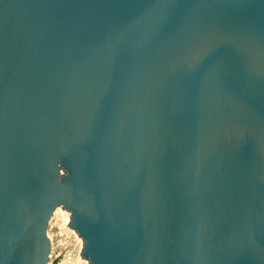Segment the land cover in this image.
Returning a JSON list of instances; mask_svg holds the SVG:
<instances>
[{
    "label": "water",
    "instance_id": "water-1",
    "mask_svg": "<svg viewBox=\"0 0 264 264\" xmlns=\"http://www.w3.org/2000/svg\"><path fill=\"white\" fill-rule=\"evenodd\" d=\"M264 264V0H0V264Z\"/></svg>",
    "mask_w": 264,
    "mask_h": 264
},
{
    "label": "rangeland",
    "instance_id": "rangeland-1",
    "mask_svg": "<svg viewBox=\"0 0 264 264\" xmlns=\"http://www.w3.org/2000/svg\"><path fill=\"white\" fill-rule=\"evenodd\" d=\"M57 208L63 210L61 207ZM63 227L62 221L58 215L53 218L52 214L47 227V234L50 235L51 242H53L55 247V252H60V257L57 262H59V264H77V262H79L78 258L81 259L80 250L82 243L80 246L78 240H76L77 234L69 228L68 224L66 229Z\"/></svg>",
    "mask_w": 264,
    "mask_h": 264
},
{
    "label": "bare ground",
    "instance_id": "bare-ground-1",
    "mask_svg": "<svg viewBox=\"0 0 264 264\" xmlns=\"http://www.w3.org/2000/svg\"><path fill=\"white\" fill-rule=\"evenodd\" d=\"M56 215H58V217H59L60 220L62 221V225L64 226L63 228L66 229L67 224H68V222H69V213H68L67 211H63V210H61L60 208H56V209L54 210V212H53V218H54ZM68 231H69V230H68ZM74 234H75V233H74ZM47 236H48V238L50 239V235L47 234ZM75 238H76V237H75ZM76 240H78V243H79L80 246H81V243H82L81 239L77 236ZM50 241H51V239H50ZM52 250H53V246H52ZM52 250H51V251H52ZM53 255H54V252H51V254H50V259H49L50 262H51V260H52V258H53ZM56 256H58V254H57ZM56 258H58V257H56ZM81 259H82V258H81ZM81 259L78 258L79 262H77V264H87V261H86V260H84V259L81 260ZM58 264H59V262H58ZM67 264H69V263H67Z\"/></svg>",
    "mask_w": 264,
    "mask_h": 264
},
{
    "label": "built area",
    "instance_id": "built-area-1",
    "mask_svg": "<svg viewBox=\"0 0 264 264\" xmlns=\"http://www.w3.org/2000/svg\"><path fill=\"white\" fill-rule=\"evenodd\" d=\"M50 245H51V247H50V254H51V252H54V255H53V258H52L51 262H49V264H55V263L58 264L57 260L60 257V255H59L60 252L59 251L58 252H55V247H54L53 242L50 241ZM52 246L54 247L53 250H52ZM50 254L48 256L49 259H50ZM57 254H58V256H56ZM56 257H58V258H56Z\"/></svg>",
    "mask_w": 264,
    "mask_h": 264
}]
</instances>
